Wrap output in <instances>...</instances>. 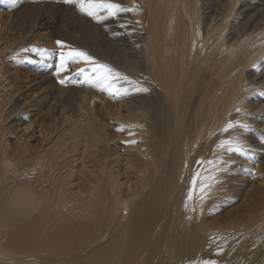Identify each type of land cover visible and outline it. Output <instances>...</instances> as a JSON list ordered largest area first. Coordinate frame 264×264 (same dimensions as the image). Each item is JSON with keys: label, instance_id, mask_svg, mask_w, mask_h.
Instances as JSON below:
<instances>
[{"label": "bare ground", "instance_id": "bare-ground-1", "mask_svg": "<svg viewBox=\"0 0 264 264\" xmlns=\"http://www.w3.org/2000/svg\"><path fill=\"white\" fill-rule=\"evenodd\" d=\"M246 1L114 0L134 10L114 17L101 10L106 18L100 25L124 42V62L119 65L137 76V80L145 78L137 66L146 69L144 80L153 96H147V108L137 112L134 101L114 105L107 99L101 106L97 101L100 95L88 89H75L80 99L73 108L86 119V132L85 128H75L78 122L69 113L71 97L67 89L51 88L49 75L24 72L23 67L12 63L13 58L36 57L30 53L34 47L30 43L38 41L32 37L38 28H44V14L29 27L20 29L14 18L0 13V108L3 109L0 111V264H146L147 256L136 257L138 249L158 245L174 254L178 264H193L185 263L183 258L187 254L195 255L203 241L207 243L205 237L210 239L212 227L202 218L208 206L222 204L234 193L231 179L219 173L230 169L234 177L246 178L244 171L236 173L233 169L235 161L231 160L236 152L217 146L221 140H238L247 149L246 154L240 153L247 161L241 167H253L251 181L258 175L257 164H252L257 159L262 167L257 185L264 192V70L258 71L260 74L253 71V67L261 70L259 67L264 64V0L259 7L247 8L249 12L241 17V10L253 3ZM42 4L39 1L25 9L34 12ZM61 7L56 5L48 13L56 14ZM65 8L79 16L73 7ZM83 20L80 31L95 39L104 36L103 40L115 43V38L106 37L102 26L93 25L90 20L88 23L85 17ZM77 35V30L61 28L43 37L46 44H54L57 37L71 43L70 50L87 51L74 41ZM119 44L116 42L118 48ZM49 51L47 48L45 53ZM80 68L90 72L95 83L96 73L89 62L68 68L75 83H81ZM39 76L47 82L43 85L45 89L51 88L42 95L30 88ZM84 80L89 82L86 76ZM50 93H57L56 103L50 99ZM92 99L97 101V108L88 110L90 106L83 104H90ZM17 108L22 114L16 113ZM124 110L129 113V121L139 123L141 129L146 127L141 135L144 151L133 152L124 142L126 158L134 168V174H130L136 175L130 176L133 181L127 195L131 202L119 189L118 179L95 173L99 164L98 168L111 167L109 162L113 159H108L118 155L117 143L113 146L118 138L114 135L116 124H106L102 132L94 135L99 153L92 149L87 136L83 138V133L94 130L93 118L103 121L116 114L121 122H128ZM105 111L109 114H104ZM29 112L37 115L33 121L41 127L36 128L32 121L21 124L20 115ZM173 120L178 122L177 126H171ZM229 121L246 124L249 130L236 126L224 132ZM177 127L180 135L173 129ZM167 130L169 136L164 143ZM37 132L40 139L34 144L32 138ZM5 134L12 136L15 143ZM152 136L155 142L149 139ZM82 140L95 174H85L83 170L84 177L74 182L71 158ZM157 188L161 189L160 199L150 203ZM216 192L220 194L213 201ZM238 197L242 196L234 198ZM263 198L264 193H260L254 205L263 206ZM119 207L121 215L128 216L125 223H121V215L116 217ZM136 209L138 217H135ZM73 232L78 236L64 239ZM106 239L109 240L104 243ZM254 239L257 243L264 242L261 235ZM243 243L244 238L238 236L230 264H249L241 249ZM93 246L98 247L85 255L84 251Z\"/></svg>", "mask_w": 264, "mask_h": 264}, {"label": "rangeland", "instance_id": "rangeland-1", "mask_svg": "<svg viewBox=\"0 0 264 264\" xmlns=\"http://www.w3.org/2000/svg\"><path fill=\"white\" fill-rule=\"evenodd\" d=\"M32 1L31 0H16L15 6H12V4L10 3V0H0V13L5 12L6 18H11V17L14 18L20 29L29 27L30 24L34 20H37L36 18H38L42 14H44V18L46 21L45 22L46 24H43L44 28L43 29L38 28L34 36L32 37L34 38V40H38V41H31L32 43H30V45L34 46L30 49V53L36 55V57L33 58V56L27 55L24 58L22 57L13 58L12 63L16 66L23 67L24 72H30V73L33 72L37 74H41L42 72H44L45 74L50 76V81L53 84L52 85L53 87L51 88L59 89V87H61V88H65L68 90V94H70L69 96L71 97L70 100H68V103L70 106L69 113L71 114L72 119L78 122V125L75 128L77 127L85 128L84 123L86 121V119L82 118L79 115V112L77 111V109L73 108L75 106L74 104L79 103V99H80V96H77L75 89H78V90L88 89L89 91H92L100 95L99 100L97 101L100 102L101 106H104L105 104L103 103V101L108 99L109 102L110 103L112 102L114 105H117L116 103H119L125 100L134 101L135 102L134 105H136L137 112L140 111V109L145 110L147 108L145 102L148 103L149 101H148V98L146 97L153 96V92L150 89L151 87L149 83L146 80H144L147 78L146 69H144L141 66H137L138 71L142 72L143 75L145 76V78L137 80V76L131 74L128 70L123 69L122 65L121 66L119 65L124 62V56L122 52V50L125 49L124 42H122L123 40L120 38L119 35H117L116 33L113 34V33L107 32V30L103 28L102 24L100 25V21L103 19L98 21L92 17H89L81 13L75 5L67 4V3L64 4L65 3L64 0H32ZM39 1L43 2L39 10H33L34 12H32L28 9H25V6H28V5L32 6V4L38 3ZM251 1H253L252 5L251 3H249L245 9H242V10L239 9V11L240 10L243 11L241 13V17H245L246 13L249 12V10H246L247 8H249L250 6L259 7L262 2V0L261 1L260 0H248L246 2H251ZM56 5L62 6L60 8L61 11L53 15L48 13V11H54V9L56 8ZM65 6L66 7L69 6V8L73 7V10L75 11L77 10V13L79 14V16L67 10ZM35 13L37 14L36 16H35ZM99 15L102 16V13L99 12ZM83 17L86 18L88 23L90 20L93 25L99 24V26H102L103 30H106V37L115 38L116 40L115 43L110 42L111 43L110 44L107 40H103L102 38H104V36H102L101 38L99 37V39L97 38L95 39L91 37L90 35H87L84 32L80 31L81 27L84 24ZM103 22H105V20ZM61 28H63L64 30H77L78 35L77 37L74 38V41L76 42V44L80 47L86 48L87 51H84V52L88 53L89 56L96 57L97 59L102 61V64L110 66L112 69L115 70L116 73L121 74L120 76H116L114 78L113 87L116 86L118 89H128V94L124 95L122 92L120 94H117L115 92H110L108 90H101V87H99L98 85H96L94 82L91 81V74H89L90 72L88 71L86 72L83 68H80L81 71L79 70L78 72L79 74L78 79H81L80 81L81 83L80 84L75 83V81L72 79L73 77L72 74L69 73L71 69H68V68H70L72 65L76 63L78 65H80V63H85L86 61L82 59H74V60L67 61L65 65L66 70L60 71L58 73L57 70L61 64L60 53L63 51L65 54H67L70 51L69 46L71 43H68L66 40H63V39H60L54 36L56 37L54 44H51L50 42L46 44L45 43L46 39L43 37V34L50 35L51 32L60 30ZM57 41H62L63 45L57 44ZM116 42L120 43L119 45L121 46L120 47L121 49L117 47ZM36 47L40 49L38 50ZM136 47L139 48L140 44H137ZM47 48H49L50 51L48 53H45V50H47ZM74 49L80 50V48H74ZM97 55L102 56L104 59H102L101 57H98ZM261 66L259 67L261 68V70L253 67V71L260 74V72L264 70V64ZM44 68H46V71H41V72L39 71ZM85 76L87 77L89 81L88 83H86V81L84 80ZM125 76L128 78L127 80L123 79V77ZM60 80H65V83L61 84ZM46 84L47 82L44 83L41 77L39 76V78L36 79L30 85V88L33 87V89H35L39 95H42L43 93L51 89V88L45 89L43 85H46ZM134 87H143L147 89V91L146 92L145 91L143 92L133 91L132 89ZM56 94L57 93H50L51 95L50 99L54 103H56L57 101ZM97 101L94 102V99H92V102L90 104L84 103L83 105L90 106V109L88 110H94L95 108H97V105H98V103H96ZM91 104L92 105L96 104V105L91 106ZM186 105H184L183 107H186ZM96 110L98 111V109ZM0 111H3V109L0 108ZM19 112L20 114H22L21 111H19V108H17L16 113H19ZM124 112L125 113H123V115H126L124 119L128 120V122L127 121L121 122V117L120 118L117 117L116 114L115 116H109L110 118L113 117L110 120H109V117L105 118L103 121L102 119L93 118L92 120H93L94 130L89 131L87 134L83 133L84 134L83 138H86L87 136V138L90 139L89 142L92 145V149L95 151L98 150V153H99V145L96 142V138H94V135L96 133L102 132L106 124L108 125L116 124L114 135H118V138L116 137L117 141L113 142V146H115L117 143L116 147L118 146L117 147L118 155H116V157L114 155H111L112 158L110 157L108 159V160L113 159L112 162L110 161L111 163L109 162V164L112 166L110 167L108 165L109 167L107 168L105 167L107 170L106 171V170H103L105 169L104 167H100L102 169L98 168L100 166L99 164L95 168L96 169V172H95V169L93 168L95 166H93L92 162L88 161L87 153H85L83 150L85 146V142L82 140L77 144V148L75 151L77 152L78 155L75 154V152H73L74 157L71 158V165H73V169H74V175L72 179L74 180V182L80 181L84 177L83 174L81 173L83 170L85 174H89V172L91 173L95 172L97 176H100V177L104 173L108 174V177L112 175L114 178L120 181L119 189L122 190V192L125 195V198L129 202H131V197L128 196L127 194L130 191V186L132 185V181H133V179L131 180V177L135 178L136 175H133L134 168L132 167V165L130 167L129 163L131 162L128 160V158H126L127 153L124 151H126L125 148L127 147H131L130 149H132L133 152L138 151L141 153V150L144 151L145 147L143 144H145V142L144 143L141 142L143 139V136L141 135H143L142 131L145 130L146 127L141 129V127L139 126V123H136L133 120L129 121V118H130L129 113L126 112L125 110ZM32 113L33 112H29V115L28 114L20 115V118H21V119L19 118L20 122L22 121L24 125H26L31 121L32 122L36 121L35 118L37 115L32 114ZM104 114H109V113L105 111ZM22 116L25 118L26 121L24 120V118H22ZM35 124L36 122H34V125ZM79 124H81L82 127ZM145 124L147 125L146 121H145ZM170 124L172 127H174L178 125V122L173 120L170 122ZM36 125H37L36 128L41 127V124L38 122ZM137 129L139 131H137ZM173 129L175 130L176 135H180L179 127L173 128ZM83 130H85L84 132L87 131L86 128ZM38 134L39 133L37 132L35 138H32V141H34V144H37L39 142L40 137L38 136ZM168 136H169V130H167L163 136L164 143L167 142ZM5 137L7 139H11V142H13V144L15 143L14 138L12 136L8 137V135L5 134ZM149 139L152 142H155V139L153 138V136L149 137ZM118 142L120 145L118 144ZM124 142L127 144V147H125ZM72 143L73 142H71V144ZM174 145L175 143H173V146ZM77 157L78 159L75 160V158ZM231 161H235L233 164V169L234 168L236 169V173H241V171H244L242 174H244L246 178H243L242 176L234 177V175L230 173V169H223L219 173V175H223L231 179L234 193L231 199L229 198V195H228L227 199L229 200L223 202L222 204H212L208 206L206 213L204 214L202 218L204 222L210 223L209 226L212 227V228L210 227L211 228V233L209 234L210 239L205 237L204 240L207 243H204L203 241L200 247V250L195 255H189V254L184 255L183 261L185 263L196 262L200 264V262L202 261L211 260V261H216V264H230V260L232 258V250L234 248L235 241L238 236H241L242 238H244V243L242 244L241 249L244 255L248 258L249 264H264V242L257 243L254 239L257 235H261L264 238V205L263 206H259L258 204L254 205V202L256 198L258 197V195L260 193H264L259 190V186H258L260 184L259 181L262 177L261 176L262 167L259 165L257 159H253L252 164L253 163L257 164L256 171L258 175L257 177L253 178V181H251L250 178H251V172L253 173V167L248 166V168L246 169L242 168L244 166L243 164H247V161L244 160L242 155L240 153H236L234 158ZM69 164H70V161H69ZM113 170L115 172H113ZM131 172H133V174H130ZM94 174H92L93 177H94ZM106 179L107 177L105 178V181ZM254 186L256 188H254ZM262 189L264 191V186L262 187ZM219 194H220L219 192H216L213 195V201L218 200L216 198L219 196ZM238 195H241L242 197L234 198L235 196H238ZM160 196H161V189L157 188V193L154 192L150 203L155 202L156 200H159ZM228 202L230 204L227 207H224L226 203ZM263 204H264V198H263ZM121 213L123 214V212L121 211L119 207L116 217H119ZM135 217H138L137 209L135 210ZM127 220H128V216H125V215H123L120 218L121 223H125ZM135 235H137V233ZM73 236L77 237L78 236L77 232H73V233L65 235L64 239H69L70 237H73ZM187 236H185L184 238H186ZM108 240L109 239H106L104 243L107 242ZM97 247L98 246L91 247L90 249L84 251V254L86 255L90 250L97 248ZM141 248L138 249L136 253L137 255L136 254L135 255L136 257L139 254L147 256L148 261L146 264H178V260H175L176 256H174V254H172L171 252H168L165 246L163 245H158L157 247L145 246L144 248L142 249ZM43 253H47V252H43Z\"/></svg>", "mask_w": 264, "mask_h": 264}, {"label": "snow or ice", "instance_id": "snow-or-ice-1", "mask_svg": "<svg viewBox=\"0 0 264 264\" xmlns=\"http://www.w3.org/2000/svg\"><path fill=\"white\" fill-rule=\"evenodd\" d=\"M67 4L75 5L78 10L96 20H101L106 17H102L99 15V12L103 10L107 16H117L120 12H127V11H133L134 9H129L126 7H123L121 4L114 2V0H64ZM10 3L12 6H15L16 0H10ZM57 44L63 45L62 41H57ZM60 59L61 64L58 68V73L60 71H64L65 65L67 61L74 60V59H82L86 62H89L93 65V72L96 73L95 77V83L101 86V90H108L110 92H115L117 94H120L121 92L124 95L128 94L127 89H118L113 87V80L116 76H120L121 74L116 73L114 69H112L110 66L105 64H99L94 61V58L89 56L86 52H83L78 49H72L67 54H65L63 51L60 53ZM123 79L127 80L128 78L125 76ZM60 83H65V80H60ZM135 83V82H133ZM133 91L143 92L147 91V89L143 87H135L132 89ZM239 111V109H237ZM239 126L241 128H244L245 131L249 130V126L246 124H242L238 121L233 122L229 121L223 131L227 132L229 129ZM219 148L225 149L227 152H236L241 154H246L247 149L243 146V144L240 141H233L232 139H226L221 140L219 144L217 145ZM209 164L213 163L212 161L208 162ZM195 180V178H194ZM189 198H191V192L189 193ZM193 264H196V262H193ZM200 264H216V261H202Z\"/></svg>", "mask_w": 264, "mask_h": 264}]
</instances>
